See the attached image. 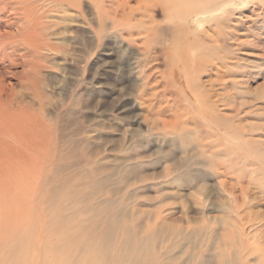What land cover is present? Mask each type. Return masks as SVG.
Returning a JSON list of instances; mask_svg holds the SVG:
<instances>
[{"label": "rangeland", "instance_id": "1", "mask_svg": "<svg viewBox=\"0 0 264 264\" xmlns=\"http://www.w3.org/2000/svg\"><path fill=\"white\" fill-rule=\"evenodd\" d=\"M38 4L45 17L35 44L20 42L23 9L12 4L0 11V34H14L0 52L1 97L12 108L24 105L65 140L68 185L55 201L35 200V219L21 227L24 242H34L35 234L38 248L55 242L42 239L47 211L73 219L64 223L70 228H92L97 219L88 207L113 200L130 226L151 223L160 209L167 222L183 218L184 226L217 218L219 231L234 226L250 263L264 264V0H233L219 13L191 17V38L203 50L184 54L170 44L177 21H163L160 43L146 47L149 29H113L107 2ZM186 167L204 179L180 181ZM4 213L0 208V220L15 228Z\"/></svg>", "mask_w": 264, "mask_h": 264}, {"label": "bare ground", "instance_id": "2", "mask_svg": "<svg viewBox=\"0 0 264 264\" xmlns=\"http://www.w3.org/2000/svg\"><path fill=\"white\" fill-rule=\"evenodd\" d=\"M38 1L7 0L0 3V11L10 9L14 4L25 12L26 30L22 34L23 41L20 42H26V45L34 43V36L39 31L38 21L45 17L43 14L39 17L40 10L36 9ZM43 1L54 7L66 8L76 7L81 2ZM105 2L109 4L106 7L112 12L109 13L110 19L115 17L112 21L113 29L119 26L137 28L142 24L144 30L149 29L150 34L144 43L146 47L160 43L161 36L167 29L160 26L163 21H177L179 24L172 30L170 44L184 54L189 47L197 53L203 50L196 38H191V17L219 13L233 0H135L134 7L129 6L131 0H101V5ZM139 11L146 13V20L144 13L140 14L141 18H135ZM156 17L161 20L156 21ZM104 23L106 22L103 20L100 25ZM13 35L0 34V52L9 40L14 41L11 38ZM170 51L172 53L171 49ZM4 62V58H0V64ZM3 90L4 85L0 78V208L5 211L2 218L12 220L15 228L12 225L13 228H7L9 225L0 220V232L5 233L4 239H0V264H252L249 261L252 253L243 254L236 238H233V231H236L234 226L229 229L222 227L219 231L217 218L208 219L206 222L202 219L187 220V225L184 226L181 224L183 218L167 222L165 216L159 215L162 212L160 209L159 212L155 211V218L151 223L130 226L122 222L125 215L122 213L123 208L113 200L102 201L96 207H88L87 212L94 211V218L97 219L93 220L92 228L81 224L70 228L64 223L73 222V219H66L63 215L55 217L52 212L57 213L56 211H47L46 229L42 239L44 245L51 239L55 242L51 246L38 248L35 244L36 234L34 242H24L21 235L24 228L21 227L27 226L28 220L30 223L31 216L35 219V200L42 198L46 202L55 201L54 197L64 193V185H68V147L64 139L63 142L58 141L52 135L51 128L25 110L24 105L17 102L15 108H12V100H2ZM190 99L196 102L193 97ZM150 121L160 129L157 123ZM161 122L167 126L171 124L165 120ZM199 147L201 148L200 144ZM204 177L194 168L186 167L180 174V181L198 182ZM105 181L107 180L104 178L98 181L96 188L100 190ZM221 185L225 188L226 182H221ZM234 201L235 206H238L237 198ZM111 210L120 214H111ZM237 216L239 220L242 219L238 212ZM206 223H210V232L207 231ZM7 236L10 237L9 240ZM23 242L24 247L17 245ZM161 247L163 252L159 251ZM173 251H176L174 255H167Z\"/></svg>", "mask_w": 264, "mask_h": 264}]
</instances>
